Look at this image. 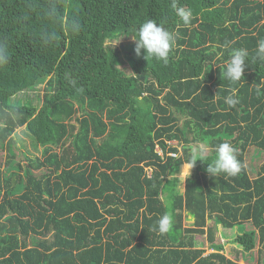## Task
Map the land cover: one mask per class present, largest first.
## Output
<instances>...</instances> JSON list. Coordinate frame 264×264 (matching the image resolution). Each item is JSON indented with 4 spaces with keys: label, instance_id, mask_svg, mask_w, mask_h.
I'll use <instances>...</instances> for the list:
<instances>
[{
    "label": "trees",
    "instance_id": "trees-1",
    "mask_svg": "<svg viewBox=\"0 0 264 264\" xmlns=\"http://www.w3.org/2000/svg\"><path fill=\"white\" fill-rule=\"evenodd\" d=\"M173 2L0 0V41L8 48L0 64V150L6 140L10 163L9 135L23 124L42 146V157L25 155L22 173L0 166V264H244L213 241L217 228L237 226L229 241L246 260L258 242L254 261L264 264V160L253 176L245 160L248 147L256 150L251 160L264 152V63L254 58L264 0H175L191 9L188 25ZM149 19L177 38L167 64L134 51L133 37ZM73 21L81 25L76 34L66 27ZM51 31L57 38L47 42ZM226 43L249 51L235 84L223 75ZM41 82L39 107L12 100ZM222 142L244 165L235 177L207 172ZM184 163L192 171L180 192ZM185 210L192 225L182 224ZM165 214L173 226L161 235L155 226ZM198 234L212 251L204 254Z\"/></svg>",
    "mask_w": 264,
    "mask_h": 264
},
{
    "label": "clouds",
    "instance_id": "clouds-1",
    "mask_svg": "<svg viewBox=\"0 0 264 264\" xmlns=\"http://www.w3.org/2000/svg\"><path fill=\"white\" fill-rule=\"evenodd\" d=\"M172 8L175 10V14L180 18L184 25H188L192 18V11L189 8L178 7L177 3L173 2ZM48 15L52 18L57 16V8L52 6ZM69 32L76 34L79 32L81 25L73 21L66 25ZM133 37V36H132ZM56 33L51 31L46 34V41L52 42L56 40ZM135 48L134 51L137 56L141 54V50L147 57H153L157 61L168 63L170 53L176 47L177 38L174 33L170 32L163 23H157L154 20L149 19L144 22L138 29V36L134 38ZM224 48H231L230 56L227 62L223 65L224 78L235 84L244 78V72L248 64L249 51L245 48L231 47L230 43H226ZM218 57L223 56V52L217 53ZM257 61L264 63V39H260L257 42L255 49V57ZM8 60V48L5 43L0 41V64L6 63ZM220 68V65H216ZM74 84L75 81H72ZM226 103L229 106H233L237 103V99L233 96L226 98ZM161 152V150L157 147ZM199 151H203V148H199ZM175 155V153H171ZM197 159L192 160V167ZM191 165V164H190ZM243 163L238 159V154L233 145L228 142H222L216 147V158L214 163L209 164L207 172L213 177H219L220 174H225L229 177L237 176L242 168ZM173 226L172 218L165 214L161 216L156 222V230L161 234H165L171 230Z\"/></svg>",
    "mask_w": 264,
    "mask_h": 264
},
{
    "label": "rangeland",
    "instance_id": "rangeland-1",
    "mask_svg": "<svg viewBox=\"0 0 264 264\" xmlns=\"http://www.w3.org/2000/svg\"><path fill=\"white\" fill-rule=\"evenodd\" d=\"M122 39L120 40H116L114 41V43H120ZM123 41V40H122ZM125 41V40H124ZM45 93H46V86H45V82H41L39 84H37L35 87L31 88V89H26L23 90L19 93H17L14 97H12V100H19L20 102H30L32 105L39 107L42 102L45 99ZM181 122H182V118H181ZM26 127L25 124L23 125H19L16 126L14 131L9 135L13 141V145H14V153L13 156L9 159L10 163H7V159L8 156L5 155V143L6 140H4L3 142V148L0 150V166L1 168L4 167L3 171L5 173H10V172H14V173H22V171L24 170V166H26L28 159L25 157V155L31 157L32 159H34L35 157H42V146L34 141L27 133H26ZM7 139V138H6ZM169 143L171 144H176V140H171L169 141ZM196 145L199 148H203L204 152H209V146L207 144H205L202 141H198L196 143ZM180 147V144H179ZM246 162L249 166V173L253 176L256 173V169H255V164L256 166L258 164H260L263 160H264V152L261 151L258 152L257 157L254 158V160H251V154L253 155L254 153H256V150H254L253 147H248L247 151H246ZM19 163L22 167L18 168V164ZM10 165L7 169L5 168V166ZM12 166V167H11ZM192 169H191V165L189 163H184L180 169V171L177 173L178 176V184H177V189L180 192H183L184 190V185H185V177L187 175H189L191 173ZM170 176V175H169ZM193 220L194 218L192 217V215L189 213V211L185 210L182 211V224L183 226H189L193 224ZM212 219H208L207 220V226L212 225L213 224V220ZM217 226H214V228H216ZM248 227L250 228L251 226L248 225ZM242 228V227H241ZM221 228H217L214 233V238L213 241L214 242H220L223 245V249L221 250L227 257L232 258L235 260H237L238 262L244 263V264H255V259H256V251L258 250L257 247H259L258 242H256V246H255V253L254 255V259L253 260H246L245 258H243L241 256L240 250L241 248H239V246H237L236 243L234 242H230V238L234 236L235 232L236 234L239 232L240 233V227L237 226L236 229L232 230V229H221ZM195 238H197L198 241L202 242L200 244V246L205 247V251L204 254H207L208 252L212 251L213 249L210 246V241L207 240V237L205 235H201L198 234L195 236ZM264 252V251H263Z\"/></svg>",
    "mask_w": 264,
    "mask_h": 264
}]
</instances>
